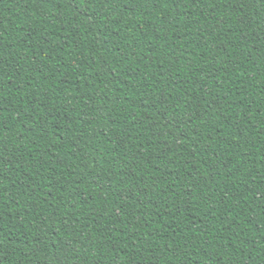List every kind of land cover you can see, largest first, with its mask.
<instances>
[{
	"label": "trees",
	"instance_id": "obj_1",
	"mask_svg": "<svg viewBox=\"0 0 264 264\" xmlns=\"http://www.w3.org/2000/svg\"><path fill=\"white\" fill-rule=\"evenodd\" d=\"M0 264H264V0H0Z\"/></svg>",
	"mask_w": 264,
	"mask_h": 264
}]
</instances>
